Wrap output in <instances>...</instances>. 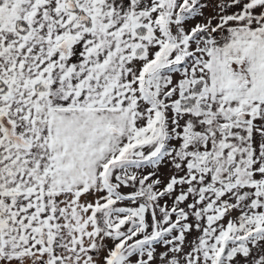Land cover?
I'll return each mask as SVG.
<instances>
[{"label":"snow or ice","instance_id":"snow-or-ice-1","mask_svg":"<svg viewBox=\"0 0 264 264\" xmlns=\"http://www.w3.org/2000/svg\"><path fill=\"white\" fill-rule=\"evenodd\" d=\"M0 264H264V0H0Z\"/></svg>","mask_w":264,"mask_h":264}]
</instances>
